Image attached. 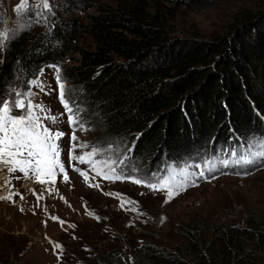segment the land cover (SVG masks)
<instances>
[{
    "label": "trees",
    "instance_id": "trees-1",
    "mask_svg": "<svg viewBox=\"0 0 264 264\" xmlns=\"http://www.w3.org/2000/svg\"><path fill=\"white\" fill-rule=\"evenodd\" d=\"M114 1L57 0L40 30L31 26L39 17L35 7L19 14L16 20L27 19L28 26L15 27L0 47V97L10 99L15 87H30L47 68H59L75 88L70 100L79 120L117 168L114 177L157 174L168 164L206 157L231 162L222 172L234 173L245 148L264 153V5L239 12L225 34L201 38L173 35L166 11L211 0ZM82 38L89 47H79ZM244 221L191 222L173 250L132 245L97 261L264 264V213L249 212ZM8 240L16 255L20 242Z\"/></svg>",
    "mask_w": 264,
    "mask_h": 264
},
{
    "label": "rangeland",
    "instance_id": "rangeland-1",
    "mask_svg": "<svg viewBox=\"0 0 264 264\" xmlns=\"http://www.w3.org/2000/svg\"><path fill=\"white\" fill-rule=\"evenodd\" d=\"M93 1L103 6L115 5L114 0ZM20 3L21 0H0V4L8 6L10 11L5 28L9 32L15 27L21 30L28 26L27 19L25 22L16 20L22 14L16 10ZM38 3L39 0H29L27 9L35 7L37 12L42 11ZM49 3L51 11L31 23L36 30L43 28L47 14L54 13L52 5L57 0H49ZM263 5L264 0H211L207 5L194 8L174 9L169 5L170 9L166 12L173 35L194 34L208 38L213 34H225L231 20L239 12L261 10ZM92 11L91 8L88 12ZM32 12L28 10V16ZM72 15L85 20L84 13ZM89 46L87 38L79 41V47ZM78 57L79 54L75 53L71 63H76ZM37 84H42L44 90L41 91ZM65 84L70 93L75 90L72 84ZM28 90L33 93L34 102L45 105L52 114L59 116L64 112L58 99L55 68L44 70L30 87H15L11 91V98L14 91ZM77 115L79 124H83L79 120L80 112ZM44 123L66 134L59 144L60 158L65 164L69 182H63L62 175H57L55 190L50 194L45 190L46 187L52 188L50 181L42 185L19 172L0 171V196L13 194L9 200L0 199V264H98V257L106 251L120 253L128 246L141 244L173 250L181 239L180 230L191 222L197 226L227 221L243 225L249 212L264 213V155H260L261 152L245 148L234 162V173L222 172L223 160L219 163L214 158L206 157L184 164H168L155 176L133 172L126 178L117 179L113 175L109 179L95 174L88 164L69 163L72 129L66 115L61 116L55 125L47 120ZM74 127L77 128L78 141L89 145L85 149L77 148L76 154L96 147L101 150L94 157L98 168L108 171L110 175L113 172L119 175L117 168L112 167L108 151L102 147L97 134L85 128L84 124L83 130L78 125ZM103 161L108 163L104 164ZM73 166L87 173V183L79 172L73 171ZM164 176L172 178L173 186L179 192L167 203L166 191H152L143 184L132 182L133 179L155 182L156 178ZM34 193H43V198L37 201ZM20 196L24 199H20ZM123 201L132 203H124L121 207ZM12 237L20 242L16 255L8 240ZM55 244L61 245V248H55Z\"/></svg>",
    "mask_w": 264,
    "mask_h": 264
},
{
    "label": "snow or ice",
    "instance_id": "snow-or-ice-1",
    "mask_svg": "<svg viewBox=\"0 0 264 264\" xmlns=\"http://www.w3.org/2000/svg\"><path fill=\"white\" fill-rule=\"evenodd\" d=\"M29 0H21L17 7V12L23 13L28 7ZM38 8L42 11L38 12L39 17H43L45 13L51 11L49 0H39ZM9 38V30L5 29L0 32V47H3L4 42ZM56 82L58 86V99L64 109V112L59 116L52 114L51 110L41 103H36L33 100V93L31 90L25 92H13L12 98L7 99L0 97V171H7L8 173H21L24 177L34 179L36 182L47 185L51 182L52 188H45L51 194L55 190L56 176L62 175L63 182L68 183L69 177L65 169V164L61 161V146L59 141L65 137L63 131L56 130L44 123L45 120L50 124L55 125L61 116L67 117L69 127L72 129L70 136V147L68 149V161H76L79 164H88L91 169L96 170L97 175H103L105 178L111 179L112 175L108 171H102L98 168V163L94 159L101 151L96 147H92L90 151L77 155L76 149H85L89 145L87 143H80L76 136L77 128L79 126L83 130V124H79L77 113L80 109L74 108L70 100V90L66 88V84L60 75L59 68H55ZM41 91L44 90L42 84H37ZM235 155V153H233ZM264 155V153H260ZM250 162V161H249ZM102 163L107 164V161ZM225 166L228 161L222 162ZM73 171L79 172L87 183L89 177L86 172L73 166ZM155 176V174H153ZM203 176V172L200 173ZM47 177L48 179H44ZM117 179L121 177L117 176ZM133 183L143 184L152 191H166L165 203L169 202L174 195L179 192L173 186L172 178L168 176L158 177L155 182L145 181L141 179H133ZM10 183V181H7ZM193 186H195L194 182ZM93 186V185H89ZM98 187V185H95ZM19 195V193H15ZM12 193L8 196H0V199L9 200ZM37 201L43 198V193L36 194ZM119 196V194H117ZM63 198V197H61ZM20 199H24L20 196ZM124 203H132L123 201ZM135 211V209H132ZM90 215L92 213H89ZM53 219H57L53 217ZM97 219H99L97 217ZM63 223V222H61ZM55 248H61V245L55 244Z\"/></svg>",
    "mask_w": 264,
    "mask_h": 264
},
{
    "label": "bare ground",
    "instance_id": "bare-ground-1",
    "mask_svg": "<svg viewBox=\"0 0 264 264\" xmlns=\"http://www.w3.org/2000/svg\"><path fill=\"white\" fill-rule=\"evenodd\" d=\"M8 6L3 7V9H0V31H4L7 24H8V13H9Z\"/></svg>",
    "mask_w": 264,
    "mask_h": 264
},
{
    "label": "built area",
    "instance_id": "built-area-1",
    "mask_svg": "<svg viewBox=\"0 0 264 264\" xmlns=\"http://www.w3.org/2000/svg\"><path fill=\"white\" fill-rule=\"evenodd\" d=\"M0 6H1L2 9H3V7H5V4H0ZM92 215H94V213H92Z\"/></svg>",
    "mask_w": 264,
    "mask_h": 264
}]
</instances>
